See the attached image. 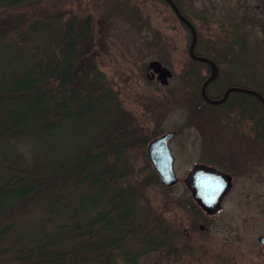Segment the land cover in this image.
Returning a JSON list of instances; mask_svg holds the SVG:
<instances>
[{"label":"rangeland","instance_id":"374dc122","mask_svg":"<svg viewBox=\"0 0 264 264\" xmlns=\"http://www.w3.org/2000/svg\"><path fill=\"white\" fill-rule=\"evenodd\" d=\"M177 1L194 16L195 11L216 0ZM231 2H214L216 9L222 8L225 14H219L212 22L201 18L192 23L197 53L219 61L225 43L238 41L235 33H242V39L253 43L263 39L264 20L235 22L237 19L226 14ZM31 6L25 10L26 15L59 16L61 23L90 17L94 24V47L85 50L83 58L94 62L103 76L102 85L117 94L128 115L130 124L116 131L115 139L126 135L127 145L118 166L126 182L140 192L139 220L146 233L152 220H162L171 224L177 235L172 240V252L149 253L138 264H264V248L258 241L264 234L263 110L260 137L249 131L247 116L252 117V112L247 104L242 110L246 120L241 121V111L235 108L222 113L218 124H212L201 95V85L211 71L205 65L190 63L199 62L188 54L191 33L159 0H34ZM20 12L10 15H24ZM213 44L215 49L211 50ZM258 54L259 59L264 56V48ZM151 60L170 69L172 77L167 85H161L155 77L148 79L150 72L145 65ZM262 60L257 73L264 80ZM229 68L227 62L220 65L225 80H232V69L249 76L255 73ZM205 94L208 97L206 88ZM167 131L176 132L169 148L179 180L172 187L163 186L157 179L146 152L149 142ZM214 159L216 166L233 175V180L221 209L210 216L193 201L183 178L195 164L210 165ZM26 209L0 215V227L13 223L17 231L31 218L35 221L38 210ZM12 256L0 253V264L11 261L8 259ZM116 264L123 263L118 260Z\"/></svg>","mask_w":264,"mask_h":264},{"label":"trees","instance_id":"16d2710c","mask_svg":"<svg viewBox=\"0 0 264 264\" xmlns=\"http://www.w3.org/2000/svg\"><path fill=\"white\" fill-rule=\"evenodd\" d=\"M33 1L0 0V215L39 214L21 230L0 227L5 264H138L172 252L176 231L162 220L143 230L140 192L118 166L127 143L115 133L130 123L83 58L91 18L26 15Z\"/></svg>","mask_w":264,"mask_h":264},{"label":"flooded vegetation","instance_id":"af4514ba","mask_svg":"<svg viewBox=\"0 0 264 264\" xmlns=\"http://www.w3.org/2000/svg\"><path fill=\"white\" fill-rule=\"evenodd\" d=\"M159 1L164 3L165 6H167L172 11V13H174L175 17L181 23L182 21L180 20L179 16L175 13V10L173 6L171 5V3L175 5L179 13L186 20H188L191 24L195 23L196 19H201V18L202 19L205 18L206 20L212 22L215 18H217V16H219V14H225L222 8L216 9L217 7L214 4V2L216 1L221 2L222 0H216L214 2H210L206 4V7L204 9H198V11H195L194 16L187 13L177 0H159ZM227 1L229 2L232 1L231 2L232 5H231V9L228 8L226 14L228 15V18L237 19V21L235 22L242 24L243 22L251 20V19L253 20L263 19L264 20V0H256V1L254 0H237V1L227 0ZM203 13L206 15L203 16ZM236 13L239 14V17L230 16ZM231 34L232 33H229V35ZM241 35L242 33H238V34L235 33V37H238V41L225 43L226 48H223L222 49L223 53H220V55H218L220 57L219 61L215 60L214 58L212 59L211 57H208V56H203L197 53L196 51L195 53L196 55L203 56V57L210 59L216 67L217 73L215 77L206 86V92L210 100L221 99L225 95L226 90L230 88H240V89H246V90L251 91V92H243L240 90H231L228 92L225 99L219 103H212V102L209 103L206 101L207 107L209 109V116H211L212 118L211 120L212 124L214 125L218 124L217 119L219 116L222 115V113L228 112V111L232 112L235 108H238L239 111H241V116H243L241 121L244 120L245 110L244 112H242V110L244 106L247 104L251 106L250 111L252 112V117L247 116V121L249 122V131H252L255 137H260V135L262 134V127H261L262 110H263V115H264V80L263 79L261 80L257 72H260V66H261L260 62L263 61L262 58H264V56H261L260 59L258 58L260 56V54L258 53H260L261 49L264 48V35H263V39L259 38L258 41H255L254 43L251 42L250 39H242ZM235 37H232V40ZM214 46L215 45L213 44L211 50L215 49ZM229 57H232V58H229ZM224 62H227V66L230 67L229 69H232V66H233L235 69L240 70L241 68V71H251L257 74L254 73L253 76H249L246 74L245 75L239 74L240 72L236 73L237 71L232 69V72H233V74H231L232 80H229V79L225 80L222 74V70L220 72V65L221 64L223 65ZM204 65L206 66L208 72L211 71L212 69L211 64L204 62ZM245 68H247V70ZM148 74L147 76L150 77V73ZM153 78L154 77H152L151 79ZM248 114L249 113H247V115ZM214 131L216 132L217 128H215ZM175 134L176 132L174 133V136ZM215 160L216 159L211 160V163L208 166H213L216 169L222 172H225L231 177V180H233V177H232L233 175L227 169H223V168L216 166L214 163ZM213 215H210V216H213ZM200 229H204V226H202V228ZM262 236H264V234L258 237L259 242Z\"/></svg>","mask_w":264,"mask_h":264},{"label":"water","instance_id":"95a60500","mask_svg":"<svg viewBox=\"0 0 264 264\" xmlns=\"http://www.w3.org/2000/svg\"><path fill=\"white\" fill-rule=\"evenodd\" d=\"M171 3V2H170ZM173 6L175 13L179 16L182 23L189 29L191 33V43L188 48V54L193 60L203 61L211 64L212 69L210 77L207 78L201 85V95L207 102L219 103L225 99L226 95L231 90H240L243 92H251L246 89L230 88L227 89L225 95L219 100H210L205 94V88L207 84L215 77L216 67L214 63L203 56L196 55L195 42L196 33L193 25L186 20L175 7ZM146 71L150 72V77L155 76V79L163 86L167 85L168 80L172 77V73L169 68L163 66L157 60H151L145 65ZM174 131H167L158 137L154 138L147 145V157L148 160L158 176L160 183L165 187H172L178 182V177L173 169V156L169 148V141L174 136ZM183 183L186 189L189 191L193 201L196 205L204 211L207 215H213L221 208L222 201L229 193L232 187L231 177L216 169L213 166H208L203 163L195 164L183 178ZM202 228V226L200 227ZM261 244L264 248V236L260 238Z\"/></svg>","mask_w":264,"mask_h":264}]
</instances>
